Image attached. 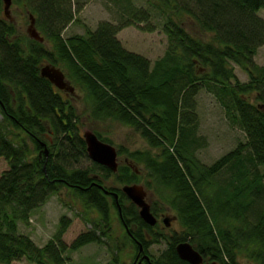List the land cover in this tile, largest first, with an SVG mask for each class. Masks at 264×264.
Masks as SVG:
<instances>
[{
	"label": "trees",
	"instance_id": "obj_1",
	"mask_svg": "<svg viewBox=\"0 0 264 264\" xmlns=\"http://www.w3.org/2000/svg\"><path fill=\"white\" fill-rule=\"evenodd\" d=\"M115 1L124 3V14L65 37L77 18L72 0H13L26 23L33 15L41 42L7 17L0 0V158L9 165L0 174V264L23 259L68 264L71 251L103 243L111 231L112 207L118 211V205L99 185L119 194V217L137 251L139 243L146 251L167 243L159 256L152 254L156 264H190L176 249L186 241L205 261L264 264V173L259 170L264 165V66L255 61L264 45L259 15L264 0H149L163 13L168 41L154 62L119 38L132 25L154 31L159 22L154 11L133 0ZM185 13L211 39L192 34L184 26ZM47 64L62 69L80 88L94 120L131 127L147 147H116L119 158L126 159L116 172L96 162L87 168L68 165L89 156L87 145L76 124L74 94L42 76ZM235 65L246 71L248 81L239 79ZM202 90L215 96L247 138L211 164L197 156L207 146L199 134ZM49 134V154L42 156ZM110 178L122 186L144 182L158 198L151 204L154 215L169 207L182 230L167 234L159 223L147 224L122 187L104 184ZM63 187L98 212L97 222L68 245L63 236L71 219L62 216L57 232L39 246L19 231V222L28 223L32 212Z\"/></svg>",
	"mask_w": 264,
	"mask_h": 264
},
{
	"label": "rangeland",
	"instance_id": "obj_2",
	"mask_svg": "<svg viewBox=\"0 0 264 264\" xmlns=\"http://www.w3.org/2000/svg\"><path fill=\"white\" fill-rule=\"evenodd\" d=\"M72 1L73 8H78L75 13L77 18L64 32L65 37L76 33L84 34L87 28L95 29L100 21L115 20L119 17V14L122 15L125 11L124 3L122 4L115 0ZM133 2L138 7L153 10L156 20H159L158 27L154 31H146L137 25L128 26L120 31L119 38L127 49L141 53L151 58L154 62L157 58L163 56L168 46L167 35L162 30L163 13L152 6L149 0H133ZM259 15L264 18V9L259 11ZM9 16L10 20L21 25L23 32L27 33L29 23H26V15L14 3L10 8ZM189 16L185 13L184 26L194 35L203 39H211L212 34L202 32ZM142 24H146V22ZM255 61L264 66V45L259 48ZM235 72L241 81L246 82L249 80L248 74L239 65H235ZM75 87L76 91L72 98L78 110L79 118L76 124L82 136H84L86 131L99 132L103 137L112 141L116 147L125 145L132 150L147 147L146 141L131 127L112 120H94L90 115V108L87 107L83 100V92L77 85ZM197 100L200 123L199 134L206 138L207 145L198 150L197 156L203 163L211 164L221 155L234 149L239 142H246L247 138L245 132L238 125H233L227 119L224 108L214 95L202 90ZM52 139L53 136L50 134L46 138L49 150ZM43 155L46 154L43 153ZM118 160L119 163L126 161L123 156ZM71 162L67 164H72V167L75 168L91 167L93 163L89 156L82 158V161L78 163L73 160ZM8 167L7 160L1 157L0 174ZM259 170L264 173V165L259 166ZM104 184L107 187H122L114 178L104 180ZM139 184L145 185L144 182ZM145 189L147 191V201L150 204L158 201L157 195L153 191L146 186ZM109 198L112 202L111 196ZM118 211L115 207H112L111 231L107 237H104V242L91 243L76 251H71L68 253V264H134L137 250L134 248L132 241L125 236L127 230L120 220ZM62 216H67L71 219V223L63 236V239L69 245L79 234L93 229L92 223L97 222L96 218L99 214L95 210L87 208L76 195L74 196L68 188L63 187L60 193L51 195L44 204L32 212L28 223L20 221L19 231L29 235L37 245L43 246L59 229ZM158 217L161 218L160 229L167 234L182 230V225L177 219L176 213L169 207L165 211H161ZM166 217L170 220L168 227L163 221ZM166 247V242L155 243L150 246L149 250L154 257H157ZM12 264L32 263L23 259L14 261Z\"/></svg>",
	"mask_w": 264,
	"mask_h": 264
},
{
	"label": "water",
	"instance_id": "obj_3",
	"mask_svg": "<svg viewBox=\"0 0 264 264\" xmlns=\"http://www.w3.org/2000/svg\"><path fill=\"white\" fill-rule=\"evenodd\" d=\"M3 2L5 4V13L8 17H10L9 12L13 0H3ZM27 33L30 37L38 41H44V37H42L36 29L35 19L33 15L30 16V24L27 28ZM41 74L43 77L48 78L58 89L75 94V87L67 79L62 69L54 65L47 64L42 67ZM84 139L86 141L88 155L93 162L106 166L114 172L118 170L119 155L116 146L104 142L93 131H86L84 134ZM43 144L44 149L42 152H44L47 156L49 154V149L47 148L46 143ZM99 186L104 190V192L111 193L115 197L118 205L119 214L122 218V206L119 202V194L115 191L110 192L102 185ZM122 191L131 200V202H133L139 208L140 216L147 224L155 226L158 223V218L152 212L151 204L147 201V191L143 184H126L122 186ZM164 223L167 226L170 225V220L168 217L164 219ZM125 228L130 234L129 227L126 224ZM176 249L179 257L185 261H188L190 264H221L218 261H205L204 256L197 249H195L194 246L188 241L179 243ZM144 251V246L139 243V251L135 258L134 264H143L145 259L147 261H150V256L147 253H144ZM142 253L144 254L141 256ZM151 264L156 263L152 262Z\"/></svg>",
	"mask_w": 264,
	"mask_h": 264
},
{
	"label": "flooded vegetation",
	"instance_id": "obj_4",
	"mask_svg": "<svg viewBox=\"0 0 264 264\" xmlns=\"http://www.w3.org/2000/svg\"><path fill=\"white\" fill-rule=\"evenodd\" d=\"M162 215H163V214H162ZM160 219H161V218L158 217V223H160ZM163 221H164V220H163ZM144 253H147V254L150 256V261H147V260L145 259L143 264H151V263H152V259H153V256H152L151 252L145 250ZM144 253H142L141 256H142ZM137 254H138V251H137V253H136V256H137Z\"/></svg>",
	"mask_w": 264,
	"mask_h": 264
},
{
	"label": "crops",
	"instance_id": "obj_5",
	"mask_svg": "<svg viewBox=\"0 0 264 264\" xmlns=\"http://www.w3.org/2000/svg\"><path fill=\"white\" fill-rule=\"evenodd\" d=\"M120 34V33H119Z\"/></svg>",
	"mask_w": 264,
	"mask_h": 264
}]
</instances>
